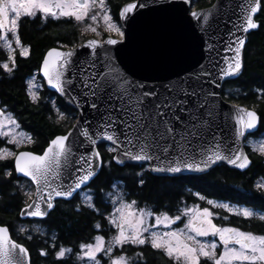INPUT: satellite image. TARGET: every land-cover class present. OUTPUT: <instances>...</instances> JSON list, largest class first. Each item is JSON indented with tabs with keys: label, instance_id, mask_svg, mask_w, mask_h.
Returning a JSON list of instances; mask_svg holds the SVG:
<instances>
[{
	"label": "snow or ice",
	"instance_id": "snow-or-ice-1",
	"mask_svg": "<svg viewBox=\"0 0 264 264\" xmlns=\"http://www.w3.org/2000/svg\"><path fill=\"white\" fill-rule=\"evenodd\" d=\"M262 2L264 0H248L246 6L240 5V22H233L224 48L232 55L223 56V64L210 59L208 65L200 64L198 70L183 75L177 73L157 86L133 79L120 70L107 49L104 59L99 58L98 48L123 43L126 39L125 32L113 20L106 0H0V48L7 53L6 60L0 62V69L9 76L17 67V50L20 57L30 54V46L22 43L19 34L24 17L39 19L42 24H47L49 19H71L84 24L85 31L97 36L102 22L104 31L120 37L119 41L111 36L88 40L82 45L89 50L83 59H75V45L50 48L43 56L38 72L51 89L75 106L83 122L48 140L40 154L0 147V161H14V169L6 166L5 179L12 177L14 170L15 183L27 197L19 215L44 218L55 207L57 198L70 200L74 193L79 194L81 201L76 210L84 207L100 215L112 234L107 241L97 234L89 242H81L75 254L78 264H101L99 254L107 258L108 264H130L132 257L123 251L126 245H149L171 264H264V234L242 230L240 226H232L230 221V217H238L264 222V210L255 206L223 203L196 192L192 195L207 206L182 202L176 209L177 214L171 215L168 211H156L147 203L140 206L136 199H128L129 193L116 183L107 192L100 189V204L111 208L105 214L97 206L92 190L84 191L98 170L110 167L113 161L118 165L137 162L140 171L135 172V176L140 187L146 183L145 172L177 179L176 174L204 173L222 161L241 170L250 167L252 161L241 144L258 131L261 116L255 107L249 109L235 104L225 109L215 89L221 88L220 82L225 78L241 74L244 34L259 28L254 14L258 13ZM182 3H190V0H182ZM147 6V0H132L120 8L119 19H134L131 14ZM219 7L213 5L208 10L189 13L201 33H210ZM238 32L242 34L237 35ZM205 44V51L211 53L215 45L207 39ZM26 85L28 98L37 103L40 97L35 74L27 79ZM255 91L264 96V89ZM52 106L57 113V123L63 121L65 115L56 108L54 100ZM85 109L89 110L91 119L85 117ZM0 140L15 145L16 149L35 143L31 134L20 130L17 119L6 108H0ZM101 142H108L107 151L116 153L107 164L97 147ZM246 142L253 153L264 158V133ZM21 177L30 181L29 190L24 191V185L18 183ZM255 188L264 196V177ZM213 209L223 210L227 215L220 216ZM177 222L183 226L173 227ZM93 228L100 230L101 222L97 221ZM35 230L40 231L38 225ZM19 232L23 234L28 229L20 227ZM27 239L31 240L32 236L27 235ZM115 249L121 251L117 254ZM72 252V248L61 245L55 258L63 260ZM40 255L47 253L40 250ZM134 256L138 261L143 259L142 252ZM0 264H30L29 250L12 239L6 224H0Z\"/></svg>",
	"mask_w": 264,
	"mask_h": 264
},
{
	"label": "trees",
	"instance_id": "trees-1",
	"mask_svg": "<svg viewBox=\"0 0 264 264\" xmlns=\"http://www.w3.org/2000/svg\"><path fill=\"white\" fill-rule=\"evenodd\" d=\"M132 0H109L112 12L119 20L121 6ZM215 0H194L195 8H204L212 5ZM260 26L249 35V41L245 53V68L243 73L236 79L227 81L223 87L224 97L236 103L255 107L261 116L259 130L254 134L264 133V96H259L256 89H264V2L260 13L257 16ZM20 38L23 44L30 46L28 57H20L17 50L16 63L11 76L3 69H0V106L13 113L22 129L32 135L34 144L27 145L23 149L41 153L47 147V141L55 135L65 134L76 119L77 111L69 107L54 92L47 89L45 83L39 94V101L33 103L26 93V81L33 74H39L38 67L42 62L45 53L52 47L67 45L72 47L80 42V26L71 19L53 21L49 19L47 24H42L39 19L31 20L24 17L20 23ZM7 53L0 48V62L5 61ZM56 102V108L64 112L66 117L57 123V113L53 109L52 101ZM13 147L5 141L0 140V147ZM106 145L102 144L99 149L102 153L105 164L110 160L113 153L107 151ZM22 150V149H21ZM251 166L245 171L233 169L225 164H220L209 172L202 175H181L177 179H168L145 172L146 181L143 187L138 185V178L135 172L140 171L139 165L126 164L117 165L114 161L111 166H105L90 185L84 189H91L96 197L95 202L102 213L110 211V206L105 208L99 202L100 189L105 192L111 190V185L118 183L127 193L128 199H136L140 206L145 203L152 206L156 211H168L169 214H176L177 207L181 203H197L207 206L192 193L199 192L208 199H214L223 203L255 206L264 210V196H261L255 188V184L264 176V158L253 153L250 146H247ZM6 166L14 169V161H0V224H6L17 241L25 244L30 251L32 264H78L75 254L79 250L81 242H89L97 234L108 236L107 222L101 216L90 209L81 207V197L77 194L73 199L58 200L54 210L42 220H21L19 210L24 206L27 197L17 187L15 181L17 174L13 170V176L5 179ZM145 168L147 166L144 165ZM19 184L30 183L24 178H19ZM25 191V190H24ZM220 216L227 215L219 209ZM100 221L102 228L96 230L93 225ZM232 226H240L242 230L253 231L255 234H264V222L259 220L247 221L243 218L230 217ZM219 222V221H217ZM39 226L40 231L35 230ZM26 227L28 232L20 233L19 228ZM27 235L32 239L28 240ZM55 236V240H53ZM53 244L56 245L53 248ZM70 247L72 254L63 259L57 260L55 252L59 247ZM40 250L46 251V256L40 255ZM119 253L121 249H115ZM123 251L132 257V264H171L161 252L152 249L149 245L136 247L126 245ZM136 252L143 253V259L137 260Z\"/></svg>",
	"mask_w": 264,
	"mask_h": 264
},
{
	"label": "water",
	"instance_id": "water-1",
	"mask_svg": "<svg viewBox=\"0 0 264 264\" xmlns=\"http://www.w3.org/2000/svg\"><path fill=\"white\" fill-rule=\"evenodd\" d=\"M193 1L194 0H190V3H182V0H147L148 6L146 8L139 10L138 13L134 12L133 14H131L132 16L135 17L134 19L131 20L119 19L122 30L125 32L126 39L123 41V43H117L116 45H104L102 48H98L97 54L99 58L101 60L104 59L105 49H107L112 59L114 60L115 65L120 70L128 73L133 79L148 83L150 85L155 84L157 86H160L163 83H166L169 79L174 78L177 73L183 75L185 73L198 70L200 64L208 65L210 59H214L215 61L219 62V64H223V56L232 55L231 52L226 53L224 51L226 43L229 39L228 33L230 30H233L232 29L233 22L236 23L240 22L238 19L241 12L240 5L246 6L248 0H215L212 5L204 8H195L193 6ZM213 5L220 6L219 10L216 12L217 20L213 24V28L210 31V33L208 35H205L201 33L197 21L192 19L189 13L191 11L200 12L203 10H208ZM260 10L258 11V13L254 14V19L256 21H257V16L260 13ZM252 31L255 30H250L247 34H244L246 36V43L243 49V68L241 74L243 73L245 68L246 47L249 41V35ZM241 34L242 33L239 32L237 33V35H241ZM209 36L211 37V39H209ZM108 37L109 36H106L104 39H107ZM111 37L113 39H117L118 41L120 39V37H115V36H111ZM90 39L104 40V39H98L96 37H89L84 41H82L81 43L75 45L76 46L75 59H83L88 54L89 50L82 47V45L85 44ZM206 39L208 40L209 43L215 45V48L211 53L205 51ZM72 47H68V48H72ZM52 48H60V47H52ZM61 50H67V49H61ZM39 75L43 79L42 74L39 73ZM239 76L225 78L223 81L220 82L222 85L221 88L215 89V91L220 93L222 106L225 109L235 104L251 109V107H248L246 105L229 101L223 95L224 84L227 81L238 78ZM43 81L48 90L57 94L64 101L66 105L72 107L77 111L75 122L70 127V129H72L73 126L76 125L77 123H82L83 120L80 116L79 111L75 108V106L69 104L63 97H61L58 93H56L54 89H51L47 85L44 79ZM85 117L91 119V115L88 109H85ZM259 127L260 124L258 125V130ZM248 137L249 136H247L246 139ZM246 139L245 142L241 144V147L244 149L246 154L249 155V152L247 150ZM102 144L109 146L108 142H101L97 146L98 149L99 146ZM24 150L27 149H22L19 151H24ZM113 155H116V153H113ZM154 163L155 162H153V164ZM126 164L139 165L137 162L126 161L125 164L119 166H124ZM220 164H225L230 168L237 169L234 166L229 165L223 161L218 162L216 165H213L211 169L215 168ZM144 165L148 167V164L146 162L144 163ZM211 169H209L207 172H209ZM101 170L102 168L98 170V174L101 172ZM238 170L245 171L246 169L244 170L238 169ZM151 173L156 176L167 177L166 174L154 173V172ZM204 173L184 171L180 174H176V176L202 175ZM22 178L28 180V178L26 177H22ZM95 178L96 176L89 182L88 186ZM33 187L35 186L33 185ZM76 195L77 194L74 193L71 199H73ZM58 200H63V199L57 198L55 201V206ZM54 208L52 210H54ZM52 210H50L49 214L51 213ZM19 217L21 220H42L45 219L47 216L44 218H33V217H21L19 215ZM10 235L12 239H14L11 234V231H10ZM17 242L21 243L19 241ZM23 245L27 248L25 244ZM29 256H30V264H32L30 251H29Z\"/></svg>",
	"mask_w": 264,
	"mask_h": 264
},
{
	"label": "rangeland",
	"instance_id": "rangeland-1",
	"mask_svg": "<svg viewBox=\"0 0 264 264\" xmlns=\"http://www.w3.org/2000/svg\"><path fill=\"white\" fill-rule=\"evenodd\" d=\"M106 2H107V5H108V8H109V10H110V14L112 15V17H113V20L121 27V24H120V22H119V20H117L116 18H115V16H114V14H113V12H112V7H111V5H110V3H109V0H106ZM85 23H90V21H86ZM79 26H80V42L79 43H81L82 41H84L85 39H87V38H89V37H96V38H98V39H104L106 36H115V37H119L118 35H116L115 33H108V32H106V31H104V26H103V23L101 22L100 23V25H99V28H98V31L100 32V35L99 36H97L95 33H93V32H91V31H85L84 30V27H85V25L84 24H78ZM93 26H95V25H93ZM122 28V27H121ZM6 52V51H5ZM36 75V84L39 86L38 87V93L40 92V90H41V88H43V85H44V81H43V79L40 77V75L39 74H35ZM0 108H2L1 106H0ZM8 111V110H7ZM61 113H63L64 115H65V113L64 112H62V111H60ZM65 117H66V115H65ZM18 121V120H17ZM74 122H75V118H74ZM73 122V123H74ZM19 123V122H18ZM73 123H72V125H73ZM20 130H22V131H24V132H26L24 129H22V127L20 126ZM28 133V132H27ZM260 136H261V134L260 135H256V136H251L250 138H248V139H258V138H260ZM247 140V139H246ZM248 145V144H247ZM27 145H25V146H23V147H21L20 149H16V147L14 146V148L12 147H8V148H10L11 150H13V151H19V150H21V149H23L24 147H26ZM252 149V148H251ZM264 177V176H263ZM261 181V179L259 180V182ZM30 182V181H29ZM23 185H24V190L25 191H27V190H29V186H30V183H28V185L26 184V183H23ZM31 188H32V190H34V187H33V185L31 186ZM188 205H192V204H194V203H187ZM195 204H197V203H195ZM177 214V213H176ZM171 215H175V214H171ZM183 225H182V223L181 222H177V224L176 225H174L173 227H182ZM36 227V226H35ZM112 233H110L108 236H105L104 234H99V235H103L104 237H105V240L107 241V239L109 238V236L111 235ZM118 254V253H117ZM98 258L99 259H101V264H108V261H107V258H105V257H102V254H99L98 255ZM130 264H132L131 262H130Z\"/></svg>",
	"mask_w": 264,
	"mask_h": 264
}]
</instances>
